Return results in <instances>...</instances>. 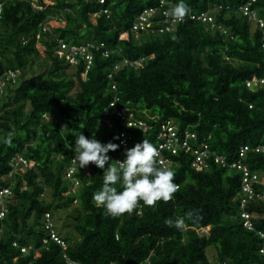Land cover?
I'll return each mask as SVG.
<instances>
[{
	"label": "trees",
	"instance_id": "1",
	"mask_svg": "<svg viewBox=\"0 0 264 264\" xmlns=\"http://www.w3.org/2000/svg\"><path fill=\"white\" fill-rule=\"evenodd\" d=\"M246 1L185 0L188 12L212 15L214 26L188 20L187 12L173 30L136 34L132 25L150 7L157 9L153 28L167 25L168 5L159 6L160 0H0V78L7 70L19 73L0 93V187L12 191L0 218V260L264 264L259 234L264 233V199L246 200L242 207L241 173L212 157L202 169L192 166V149L202 144L226 163L246 145L245 165L264 178V24L242 15L239 7ZM250 7L264 22V0ZM60 42H102L112 53L106 57L103 49H92L89 66L82 55L73 65L58 56ZM124 58L140 64L131 67ZM115 95L118 101L106 114ZM123 106L136 126L116 115L115 108ZM168 127L180 144L186 131L195 134L186 138L189 149L163 150L177 186L172 199L153 206L138 202L131 213L107 215L92 199L103 170L91 162L80 168L65 144L74 145L81 132L86 138L94 134L101 143L119 145L107 153L108 163H115L124 159V129L130 135L127 148L143 138L158 147ZM17 155L26 164L13 168ZM256 189L264 192L262 185ZM189 211L193 216L182 231L165 225L166 218ZM242 211L251 214L252 229L244 226ZM50 229L63 244L50 237ZM21 246L31 247L28 254Z\"/></svg>",
	"mask_w": 264,
	"mask_h": 264
},
{
	"label": "clouds",
	"instance_id": "2",
	"mask_svg": "<svg viewBox=\"0 0 264 264\" xmlns=\"http://www.w3.org/2000/svg\"><path fill=\"white\" fill-rule=\"evenodd\" d=\"M188 11L185 0H177L169 10L171 16L176 19L182 18ZM3 142L9 143L10 140L5 138ZM65 147L73 149V160L78 162L80 168L91 162L103 170L102 185L93 192L92 199L95 205L102 207L109 216L131 213L138 202L145 206H153L157 201H168L177 190L173 182L174 172L169 166L170 160L167 164L159 162L157 146L146 138L126 148L123 161L116 160L115 163H108L110 157L107 153L109 150H116L119 145L111 141L101 143L94 134L86 138L81 132L75 136L74 145L65 144ZM192 216L193 213L189 211L183 216L166 218L164 223L168 227L182 231L185 220Z\"/></svg>",
	"mask_w": 264,
	"mask_h": 264
},
{
	"label": "built area",
	"instance_id": "3",
	"mask_svg": "<svg viewBox=\"0 0 264 264\" xmlns=\"http://www.w3.org/2000/svg\"><path fill=\"white\" fill-rule=\"evenodd\" d=\"M256 0H247L244 4H242L239 7V10L241 11L242 15H247L253 18L256 22L259 23V25L262 27L264 22L262 19L258 18V14L256 11H254L250 7V3L254 2ZM165 5H168L166 9H164V23H167L164 27L160 26L157 29L153 28L154 23H152V16L156 13L157 9L155 7H150L145 9L140 13V15L137 17L135 23L132 25V31H134L136 34L137 32L140 31H145V30H151V31H158V32H163L164 30H173L175 29V25L179 22H183L186 18L183 16L180 19L173 18L170 16V8L174 5L172 0H160L159 6L164 7ZM107 10H104L106 12ZM168 12L169 14L166 15L165 13ZM212 15H209L206 12H201L200 14H195L192 12H188L187 18L188 20H201V21H208L210 22L211 26H214L213 18L211 17ZM174 25V26H173ZM263 45H264V37H263ZM104 43H86V44H81V45H67L66 43H61L59 44L57 54L61 58H65L66 61H68L70 64H77L78 62V56L82 55L84 59L87 60V65L89 66L92 63L93 56L90 54V51L92 49L96 50H101L103 49V54L104 56L108 57L111 53L112 50L108 48H104ZM90 50V51H89ZM89 51V52H88ZM123 61L131 67H136L138 64H140L139 61H134V60H128L126 58L123 59ZM118 66H115V69H117ZM18 72L15 70H7L4 74L3 78H0V93L3 92V86L6 84L8 80L15 82L17 79ZM247 84L250 85V81H247ZM113 89H115V85L112 86ZM118 101V96L115 95L114 99L110 102V107L115 105L116 102ZM112 107L107 111L106 114H108L111 111ZM116 115L119 116L122 120L123 123H126V125L129 126H136L137 123L131 119H129L128 114L126 113V107L123 106L122 108L116 107L115 108ZM140 127L142 130H147V127L145 125L140 124ZM194 133H190L188 131L185 132L184 135V140L181 141V144L179 143L178 138L176 137V133L174 131L173 127H168L165 132L162 133V137L164 138V141L160 142L158 144V161L164 164H167L169 162V158L163 153V150H168L170 151L171 154H174L177 152V149L180 147L185 148L186 150L189 149V144H187V139L186 138H191L194 137ZM130 135H128L126 129H124L121 133V140L120 143L123 145V148H127V143ZM256 151L259 150V146L256 147ZM248 150V146H243L239 149V157L230 162L226 163L224 156L217 154L214 151H211L208 147V144H202L198 148L192 149V153L194 155V160L192 161V166L196 169H202L203 167L207 166L206 160L209 157H212L213 160L216 163H219L221 166H228L229 168H233L238 170L241 173V182H240V189L241 193L245 196L242 197V207L245 206V202H247L251 199H264V192L261 191L260 189L257 190L256 186L257 185H262L264 187V178L260 177L259 174L253 170H251L247 165H245L244 157L246 156ZM119 161H123L121 159H118ZM23 163L26 164V160L21 156L17 155V157L13 160L12 165L13 168L18 166V164ZM11 188L10 186H3L0 187V218H3L5 216V206H4V199L5 196H8L11 194ZM241 216L243 217L244 221L243 224L246 228L252 229L253 224L252 221L250 220L251 214L247 211H242ZM46 227L49 228L50 225L46 224ZM51 230V235L50 237L53 238L54 240H57L61 244H63L57 236L54 234V231ZM260 236L264 239V233L262 231L259 232ZM43 243H47V238H43ZM31 247H26V246H21L20 251L22 254H28L29 249ZM37 249L34 250L35 256L37 254ZM261 252L264 253V248L260 249ZM16 260V258H14ZM0 264H14V263H9L0 260ZM214 264H227L226 262L220 263L216 262Z\"/></svg>",
	"mask_w": 264,
	"mask_h": 264
},
{
	"label": "rangeland",
	"instance_id": "4",
	"mask_svg": "<svg viewBox=\"0 0 264 264\" xmlns=\"http://www.w3.org/2000/svg\"><path fill=\"white\" fill-rule=\"evenodd\" d=\"M40 65H43V64H40ZM43 66H44V65H43ZM43 66H41V68H43ZM36 68H37V67H36ZM69 71H70V70H69ZM29 75H31V73L26 74V76H29ZM46 197L49 198V193H46ZM208 229H209V227H205V228H203L202 230L207 232V231H209ZM214 251H215V250H214V247H213V246H210V247L207 248V253H208L209 258H210V260H211L212 262L215 261V252H214Z\"/></svg>",
	"mask_w": 264,
	"mask_h": 264
}]
</instances>
